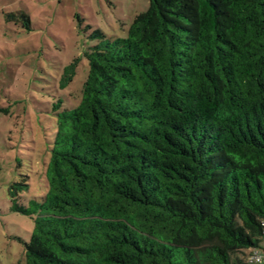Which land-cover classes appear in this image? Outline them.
Returning a JSON list of instances; mask_svg holds the SVG:
<instances>
[{"label": "trees", "instance_id": "obj_1", "mask_svg": "<svg viewBox=\"0 0 264 264\" xmlns=\"http://www.w3.org/2000/svg\"><path fill=\"white\" fill-rule=\"evenodd\" d=\"M25 22L28 18L22 17ZM64 67L24 264H244L264 236V0H149Z\"/></svg>", "mask_w": 264, "mask_h": 264}, {"label": "rangeland", "instance_id": "obj_2", "mask_svg": "<svg viewBox=\"0 0 264 264\" xmlns=\"http://www.w3.org/2000/svg\"><path fill=\"white\" fill-rule=\"evenodd\" d=\"M149 0H0V264H24L33 218L11 210L9 188L25 183L16 204L46 193L45 169L54 134L52 106H75L87 63L65 89V66L105 39L125 38ZM28 18V22L22 17Z\"/></svg>", "mask_w": 264, "mask_h": 264}, {"label": "built area", "instance_id": "obj_3", "mask_svg": "<svg viewBox=\"0 0 264 264\" xmlns=\"http://www.w3.org/2000/svg\"><path fill=\"white\" fill-rule=\"evenodd\" d=\"M244 264H264V236L260 249H250L243 257Z\"/></svg>", "mask_w": 264, "mask_h": 264}]
</instances>
